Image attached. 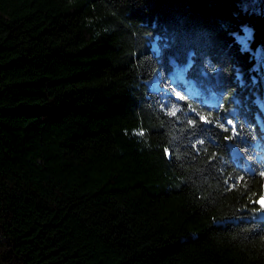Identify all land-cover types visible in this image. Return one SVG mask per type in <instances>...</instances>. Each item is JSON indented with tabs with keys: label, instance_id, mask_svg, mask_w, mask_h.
Returning <instances> with one entry per match:
<instances>
[{
	"label": "trees",
	"instance_id": "1",
	"mask_svg": "<svg viewBox=\"0 0 264 264\" xmlns=\"http://www.w3.org/2000/svg\"><path fill=\"white\" fill-rule=\"evenodd\" d=\"M240 1L0 0V264H264V0Z\"/></svg>",
	"mask_w": 264,
	"mask_h": 264
},
{
	"label": "snow or ice",
	"instance_id": "2",
	"mask_svg": "<svg viewBox=\"0 0 264 264\" xmlns=\"http://www.w3.org/2000/svg\"><path fill=\"white\" fill-rule=\"evenodd\" d=\"M175 96L178 97L180 100H186V99H187V97H185V96H184L181 92H179V91L175 92ZM192 111L195 112V109L193 108ZM176 114H177V113H176L175 110L171 111V113H170V115H172V116H176ZM199 120H200V121H203L204 123H210V121H208V119H207L205 116H200V117H199ZM189 123L194 125V124L196 123V121H195V120H192V121H189ZM219 126H220L222 129H224L225 131L228 130V126H231V131H232L233 133H235L236 135L239 134V133L237 132L236 127L234 126V122H233L232 119H228V120L224 121L223 123H220ZM224 139H226V140H232V139H234V136L229 135V136L224 137ZM166 154H167V155H170V153H168L167 151H166ZM259 175H260V176H264V171H261V172L259 173ZM256 203L259 204V209H258V210H264V196H261L260 199H259L258 201H256Z\"/></svg>",
	"mask_w": 264,
	"mask_h": 264
},
{
	"label": "rangeland",
	"instance_id": "3",
	"mask_svg": "<svg viewBox=\"0 0 264 264\" xmlns=\"http://www.w3.org/2000/svg\"><path fill=\"white\" fill-rule=\"evenodd\" d=\"M253 1L254 0H241L240 3H241L242 8H243V6H244L245 3H248V8L250 10H252V9H255V7H253L252 5H250V3L253 2ZM261 1H263V0H259V2H261ZM256 9H259V3L257 5ZM243 28H244V31L243 32H238V34H237L238 38L243 39V36L246 35V34H248V32H249L248 25L243 24ZM182 69H183V64H176V65H174L173 66V69L169 72L170 77L172 79L173 78L175 79V78L179 77L182 74ZM185 86H186V89L189 90V91L195 89L194 86H193V84H192V82L189 81V80L185 81ZM261 196H264V193ZM260 197L258 198V200L260 199ZM258 214L259 215H262L263 214V211H258Z\"/></svg>",
	"mask_w": 264,
	"mask_h": 264
}]
</instances>
